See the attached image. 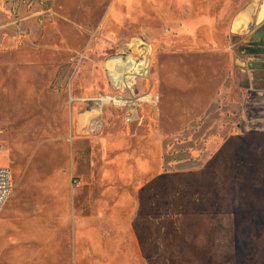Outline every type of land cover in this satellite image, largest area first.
<instances>
[{"label":"rangeland","instance_id":"rangeland-1","mask_svg":"<svg viewBox=\"0 0 264 264\" xmlns=\"http://www.w3.org/2000/svg\"><path fill=\"white\" fill-rule=\"evenodd\" d=\"M263 13L264 0H0V264H264V72L243 66L264 60L248 42ZM135 38L153 49L137 94L159 102L127 124L82 100L116 94L106 62Z\"/></svg>","mask_w":264,"mask_h":264},{"label":"built area","instance_id":"built-area-1","mask_svg":"<svg viewBox=\"0 0 264 264\" xmlns=\"http://www.w3.org/2000/svg\"><path fill=\"white\" fill-rule=\"evenodd\" d=\"M152 51L150 43L142 38H135L127 45V50L124 53L112 56L106 62L105 71L107 79L116 94L112 98H109L110 101L106 102L105 106L113 104L116 107L124 108V121L127 124L139 121L138 110L142 104H149L154 107L158 105L159 95L152 92V87L146 93L137 94V89L148 80L147 75L151 70ZM147 95H149V100H140ZM115 98L128 101L134 100L135 102L132 105L128 103L116 105ZM97 100H85L84 102H90V104L98 106ZM71 101L75 102V100ZM94 122L98 123L96 119L92 123L90 122L89 127L91 132H95L92 131ZM12 190L13 178L11 170L0 168V216L12 194Z\"/></svg>","mask_w":264,"mask_h":264},{"label":"crops","instance_id":"crops-1","mask_svg":"<svg viewBox=\"0 0 264 264\" xmlns=\"http://www.w3.org/2000/svg\"><path fill=\"white\" fill-rule=\"evenodd\" d=\"M257 23H259L258 26L254 29L250 40H248L252 46L264 45V31L261 29L264 27V19L260 22L257 21ZM245 65L249 68V72H264V60L262 59L254 60V58H250L247 64L243 66L245 67ZM82 101H85V99Z\"/></svg>","mask_w":264,"mask_h":264},{"label":"bare ground","instance_id":"bare-ground-1","mask_svg":"<svg viewBox=\"0 0 264 264\" xmlns=\"http://www.w3.org/2000/svg\"><path fill=\"white\" fill-rule=\"evenodd\" d=\"M249 21H250V18L248 16L241 15L238 18V20L235 22L234 29L237 30L238 28H241V26H247ZM147 78L148 79L150 78V73L147 75ZM109 98H112V96H108V97L105 96V97H102V98L97 100L98 101V106H99V112L101 111V107L103 108L105 106V103L110 101ZM114 100H115L116 105H120V104H123V103H128L129 105H132L135 102L134 100L128 101V100L119 99V98H115ZM140 100H149V95H147L146 97H142ZM91 123H92V121H91ZM99 128H100V124L97 123V122H94V125L92 127V131H97Z\"/></svg>","mask_w":264,"mask_h":264},{"label":"water","instance_id":"water-1","mask_svg":"<svg viewBox=\"0 0 264 264\" xmlns=\"http://www.w3.org/2000/svg\"><path fill=\"white\" fill-rule=\"evenodd\" d=\"M255 13V9L251 7L250 9L247 10V16L252 18L253 14Z\"/></svg>","mask_w":264,"mask_h":264},{"label":"trees","instance_id":"trees-1","mask_svg":"<svg viewBox=\"0 0 264 264\" xmlns=\"http://www.w3.org/2000/svg\"><path fill=\"white\" fill-rule=\"evenodd\" d=\"M250 52H252V53H256L254 50H253V51H250Z\"/></svg>","mask_w":264,"mask_h":264}]
</instances>
